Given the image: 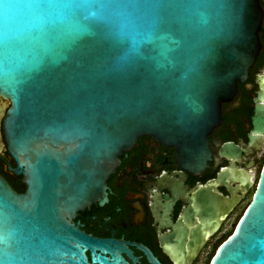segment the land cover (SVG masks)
<instances>
[{
    "label": "water",
    "instance_id": "95a60500",
    "mask_svg": "<svg viewBox=\"0 0 264 264\" xmlns=\"http://www.w3.org/2000/svg\"><path fill=\"white\" fill-rule=\"evenodd\" d=\"M261 21L259 0H0V149L25 185L0 173V264H118L68 217L105 196L139 135L174 146L189 171L206 166ZM209 264H264V162Z\"/></svg>",
    "mask_w": 264,
    "mask_h": 264
},
{
    "label": "flooded vegetation",
    "instance_id": "af4514ba",
    "mask_svg": "<svg viewBox=\"0 0 264 264\" xmlns=\"http://www.w3.org/2000/svg\"><path fill=\"white\" fill-rule=\"evenodd\" d=\"M260 47L247 77L232 97L221 104L219 123L209 132V158L202 169L189 171L177 149L152 135H139L119 155V162L99 197L68 217L91 238L106 241V251L95 249L118 264H209L246 209L264 162V0ZM5 145L0 149V173L18 192L22 174ZM224 173L222 182L205 185ZM247 203L245 204L246 199ZM233 204L222 214V202ZM233 224V228H229ZM91 250L85 254L90 261ZM183 260H174V256ZM185 255H189L185 258Z\"/></svg>",
    "mask_w": 264,
    "mask_h": 264
},
{
    "label": "rangeland",
    "instance_id": "374dc122",
    "mask_svg": "<svg viewBox=\"0 0 264 264\" xmlns=\"http://www.w3.org/2000/svg\"><path fill=\"white\" fill-rule=\"evenodd\" d=\"M247 201H248V198L246 199L245 204L247 203ZM229 228H233V224L230 225Z\"/></svg>",
    "mask_w": 264,
    "mask_h": 264
}]
</instances>
